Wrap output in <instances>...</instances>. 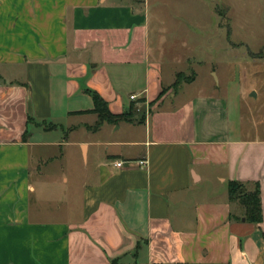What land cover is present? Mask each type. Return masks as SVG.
I'll use <instances>...</instances> for the list:
<instances>
[{
	"label": "crops",
	"instance_id": "0c3cea01",
	"mask_svg": "<svg viewBox=\"0 0 264 264\" xmlns=\"http://www.w3.org/2000/svg\"><path fill=\"white\" fill-rule=\"evenodd\" d=\"M148 10L0 0V264H264V135L231 133L215 90L170 87L183 71L152 45L165 22ZM86 89L141 121L93 130ZM214 179L224 194L201 189ZM230 180L259 184V224Z\"/></svg>",
	"mask_w": 264,
	"mask_h": 264
},
{
	"label": "rangeland",
	"instance_id": "374dc122",
	"mask_svg": "<svg viewBox=\"0 0 264 264\" xmlns=\"http://www.w3.org/2000/svg\"><path fill=\"white\" fill-rule=\"evenodd\" d=\"M166 1L158 7L148 0L151 19L165 22L151 31L152 45L163 43L174 68L194 74L192 81L182 83L185 94L215 90L227 101L231 133L240 128L245 137L263 136L264 0ZM179 56L183 63L176 60ZM133 111L139 117L142 107L135 104ZM201 187L212 195L225 193L215 179Z\"/></svg>",
	"mask_w": 264,
	"mask_h": 264
},
{
	"label": "trees",
	"instance_id": "16d2710c",
	"mask_svg": "<svg viewBox=\"0 0 264 264\" xmlns=\"http://www.w3.org/2000/svg\"><path fill=\"white\" fill-rule=\"evenodd\" d=\"M141 1V0H139ZM194 79V74L186 75L183 72L176 74L175 81L171 84V88L177 89L182 83L190 82ZM93 100V108L80 112H92L98 117V120L93 130L98 129L102 122L116 124L120 121H141L142 117L135 116L133 111L136 102L130 103L127 110L121 113H113L109 110L107 102L94 90H85ZM164 93V89L161 94ZM142 100V98L140 99ZM138 100V101H140ZM30 121V118H29ZM44 129H52L55 125L46 126ZM28 136V130L23 133V140ZM228 197L231 202H237L243 209V217L246 221L254 224H259L262 220L260 189L257 182H242L237 180H230L227 183Z\"/></svg>",
	"mask_w": 264,
	"mask_h": 264
},
{
	"label": "built area",
	"instance_id": "2783aa9c",
	"mask_svg": "<svg viewBox=\"0 0 264 264\" xmlns=\"http://www.w3.org/2000/svg\"><path fill=\"white\" fill-rule=\"evenodd\" d=\"M135 97L136 96L134 94L130 95V99H135ZM140 163H144V160H140ZM122 164H123V161L121 160H117L114 162V165L117 167H120Z\"/></svg>",
	"mask_w": 264,
	"mask_h": 264
}]
</instances>
